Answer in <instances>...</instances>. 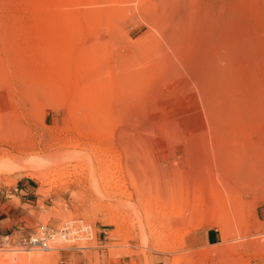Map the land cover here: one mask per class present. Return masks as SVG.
Listing matches in <instances>:
<instances>
[{"label":"rangeland","instance_id":"374dc122","mask_svg":"<svg viewBox=\"0 0 264 264\" xmlns=\"http://www.w3.org/2000/svg\"><path fill=\"white\" fill-rule=\"evenodd\" d=\"M258 1L0 0V264H264V37L229 27Z\"/></svg>","mask_w":264,"mask_h":264},{"label":"bare ground","instance_id":"6f19581e","mask_svg":"<svg viewBox=\"0 0 264 264\" xmlns=\"http://www.w3.org/2000/svg\"><path fill=\"white\" fill-rule=\"evenodd\" d=\"M219 1V0H218ZM208 5V4H207ZM211 6V5H210ZM209 6V7H210ZM211 8V7H210ZM254 8H255V10H256V14H257V18L255 17V21H256V23L258 24V28H259V30H262L263 31V33L262 34H259L258 32L257 33H252L251 32V28H250V26H249V24H248V19H247V21H246V17L248 18V16H245V15H243L242 13L243 12H241V11H239V12H237L236 13V16H235V18H236V21H235V23H232L231 24V26H229V27H231L233 30H236V31H238L239 33H241L242 34V36H244V38L242 39V41H241V45H238L237 46V49H236V53L238 54V55H243V54H245L246 56H249V55H253V51L255 50V44L253 43V42H255V40H257V42H258V44H261V42L260 41H258V40H261L263 37H264V0H259L256 4H255V6H254ZM208 10H210V9H208ZM248 10H250V9H248ZM243 11V10H242ZM206 14V13H205ZM192 16V15H191ZM209 18H210V16H208ZM192 18V17H191ZM250 18V17H249ZM161 19V18H160ZM190 16L188 17V16H186V17H184V18H182L181 17V19L180 20H178L177 22H176V26H178V28H180L181 27V30H179V31H177L176 29H174V31H173V35L171 36L172 38H173V40L172 41H175V40H177L179 43L181 42L182 44H185V42H186V39H188V34H189V30H190V26H189V28H188V23H189V25H190ZM193 21V20H192ZM191 21V22H192ZM216 21H217V23L218 22H220V25L219 26H222L223 28L224 27H226V25H227V23H229L228 22V19L226 18V16H221V17H219L218 19H216ZM233 21V20H232ZM231 21V22H232ZM165 22V21H164ZM163 22V23H164ZM214 22V21H213ZM230 22V23H231ZM201 23V22H200ZM229 23V24H230ZM162 25V24H161ZM175 25V24H174ZM168 28V27H167ZM261 28V29H260ZM194 29V28H193ZM193 29H192V31H193ZM219 29V28H218ZM178 32H176V31ZM212 31V30H211ZM260 32V31H259ZM174 38H176L175 40H174ZM211 38V37H210ZM264 40V39H263ZM263 40H262V42H263ZM230 41V40H229ZM224 42H225V40H224ZM224 42H222V43H224ZM192 43V42H191ZM221 43V42H220ZM230 43H232V42H230ZM234 43L235 44H237L238 43V41L235 39L234 40ZM264 43V42H263ZM187 44V43H186ZM251 44H252V46H251ZM225 45H227V44H225ZM225 45H223V46H225ZM264 45V44H263ZM228 46H229V44H228ZM221 48H222V46H221ZM264 48V47H263ZM219 51V50H218ZM263 50L261 49V53H263L262 52ZM185 52V51H184ZM225 52V51H224ZM183 53V52H182ZM227 53H229V52H227ZM235 53V52H234ZM257 54H259V53H257ZM261 55V54H260ZM231 56H232V54H231ZM264 56V55H263ZM232 59H233V57H231ZM236 57H234V59H235ZM238 58V57H237ZM249 58H251V57H249ZM248 58V59H249ZM260 58V57H259ZM230 60V59H229ZM207 61H209V58H208V60ZM225 62V61H224ZM223 62V63H224ZM236 62V61H235ZM258 62L259 61H257L256 63L258 64ZM229 64V63H228ZM228 64H227V66H228ZM232 64V63H231ZM234 64V63H233ZM236 64V63H235ZM253 64H254V62H253ZM224 65V64H223ZM230 66V65H229ZM235 66V65H234ZM249 66V65H248ZM254 68V70H256V71H258L257 70V66H253ZM230 68H232V65H231V67ZM234 68L235 67H233L232 68V70H234ZM239 68V67H238ZM237 68V69H238ZM217 69V68H216ZM216 69H214L213 68V70L215 71ZM258 69H260V67L258 68ZM232 70H230L229 71V69L227 70L226 68H221L220 69V67H219V69L218 70H216L215 71V74L213 75V77H212V79H211V81H214V82H217V81H223V80H225V79H227L228 77H229V74L231 73V71ZM239 70V69H238ZM253 70V71H254ZM235 71V70H234ZM260 71V70H259ZM214 73V72H213ZM242 73V72H241ZM256 74V73H255ZM260 74V73H259ZM263 74V73H262ZM236 75V74H235ZM242 76V75H241ZM252 76V75H251ZM261 76V75H260ZM243 77V76H242ZM241 77V78H242ZM254 78V77H253ZM257 78H259V75H258V77ZM264 78V77H263ZM236 79V78H235ZM249 79V78H248ZM260 79H262V78H260ZM259 79V80H260ZM252 80V79H251ZM258 80V79H257ZM258 80V81H259ZM210 81V82H211ZM237 81H238V79H237ZM237 81H235V82H237ZM240 81H241V79H240ZM244 81V80H243ZM243 81H241V84H242V82ZM247 81V80H246ZM208 84H209V82H207ZM219 83V82H218ZM234 83V82H233ZM244 83V82H243ZM262 83V82H261ZM223 84H225V83H223ZM235 84V83H234ZM244 84H247L248 85V83L246 82V83H244ZM255 84V83H254ZM256 84H257V82H256ZM220 85V84H219ZM218 85V86H219ZM225 86H226V84H225ZM260 87H262V86H264V85H259ZM237 87V86H236ZM210 88V87H209ZM226 88V87H225ZM229 88H230V86H229ZM235 88V87H234ZM255 88H256V86H255ZM254 88V89H255ZM259 88V87H258ZM224 89V88H223ZM264 89V88H263ZM262 89V90H263ZM219 90V89H218ZM220 91H222V90H220ZM252 91V90H251ZM260 91V90H259ZM206 92H208V91H206ZM247 92V91H246ZM226 93V92H225ZM262 93V92H261ZM248 95V94H247ZM259 95H261V94H259ZM259 95H258V97H259ZM252 96V95H251ZM262 96V95H261ZM260 96V97H261ZM247 97V96H246ZM253 97V96H252ZM257 97V98H258ZM259 97V98H260ZM255 99H256V97H254ZM251 99V100H250ZM249 99V101H252L253 99L252 98H250ZM261 99V98H260ZM221 100V99H220ZM262 100V99H261ZM247 102V101H246ZM255 102H257V101H255ZM260 102V101H259ZM252 103H254L253 101H252ZM262 103V102H261ZM257 104V103H256ZM223 106V105H222ZM220 107V106H219ZM259 107V106H258ZM222 108V107H221ZM220 109V108H219ZM232 110H233V108H232ZM256 110V109H255ZM222 111V110H221ZM263 111V110H262ZM233 112V111H232ZM231 113V112H230ZM262 121H264V120H262ZM259 123V122H258ZM261 123V122H260ZM70 143V142H69ZM71 144V143H70ZM69 144V145H70ZM75 146H76V144H75ZM78 146V145H77ZM236 146V145H235ZM73 147V146H72ZM260 147V146H259ZM257 148V147H256ZM6 159V158H5ZM5 159H3V158H1L0 157V162H2V161H6ZM8 159V158H7ZM2 164H3V162H2ZM1 165V164H0ZM4 167V166H3ZM237 167V166H236ZM242 168V167H241ZM5 170H6V172H9L10 171V169L11 168H4ZM247 173H249V172H247ZM39 174V173H38ZM37 174V175H38ZM40 175V174H39ZM39 175H38V177H39ZM251 175V176H250ZM256 175V174H255ZM40 177H41V175H40ZM248 177L249 178H252L253 176H252V174H246V175H244V174H238V176H237V179L238 178H243V179H248ZM242 180V179H241ZM39 226V225H38ZM31 249H33L32 247H30ZM35 248H38V247H35ZM39 249V248H38Z\"/></svg>","mask_w":264,"mask_h":264},{"label":"built area","instance_id":"2783aa9c","mask_svg":"<svg viewBox=\"0 0 264 264\" xmlns=\"http://www.w3.org/2000/svg\"><path fill=\"white\" fill-rule=\"evenodd\" d=\"M83 229L84 228L81 227L79 224L75 225L74 223H66L59 230H54L52 228L47 227L46 225L40 224L37 229L29 236H26V239L21 241L20 244L21 247H23L22 250H31L30 247H38L41 250H49L50 248H55L52 247L55 243V237L68 239L69 235H73V237H70L69 239L78 238L80 236L79 232H82Z\"/></svg>","mask_w":264,"mask_h":264},{"label":"crops","instance_id":"0c3cea01","mask_svg":"<svg viewBox=\"0 0 264 264\" xmlns=\"http://www.w3.org/2000/svg\"><path fill=\"white\" fill-rule=\"evenodd\" d=\"M204 241L208 244L215 243L217 239V233L215 229L208 228L202 232Z\"/></svg>","mask_w":264,"mask_h":264}]
</instances>
